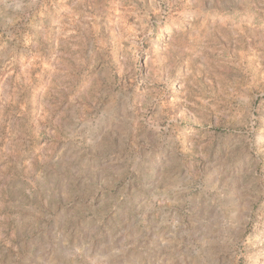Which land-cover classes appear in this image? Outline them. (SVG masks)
<instances>
[{"label":"rangeland","instance_id":"rangeland-1","mask_svg":"<svg viewBox=\"0 0 264 264\" xmlns=\"http://www.w3.org/2000/svg\"><path fill=\"white\" fill-rule=\"evenodd\" d=\"M0 264H264V0H0Z\"/></svg>","mask_w":264,"mask_h":264}]
</instances>
